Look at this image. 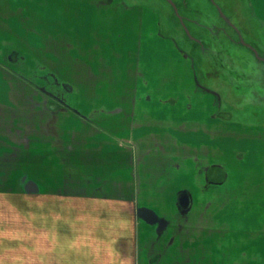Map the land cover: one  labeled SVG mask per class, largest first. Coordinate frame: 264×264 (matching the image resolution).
I'll use <instances>...</instances> for the list:
<instances>
[{
    "label": "crops",
    "instance_id": "crops-1",
    "mask_svg": "<svg viewBox=\"0 0 264 264\" xmlns=\"http://www.w3.org/2000/svg\"><path fill=\"white\" fill-rule=\"evenodd\" d=\"M244 2L264 20V0ZM162 29L156 11L132 0H0L1 130L23 131L35 144L48 130L52 140L39 142L57 149L38 155V170L56 189L31 181L26 190L31 264H161L177 236L163 219L183 218L196 200L215 202L242 184L264 199V126L217 117L222 99L201 85L197 57ZM14 53L19 64L9 62ZM45 59H66L67 70ZM45 74L71 91L41 86ZM66 143V170L79 171L81 181L61 173ZM181 192L187 207L178 203ZM140 193L160 208L142 204ZM15 196L0 194V264L26 258ZM139 219L154 232L145 235ZM223 231L229 258L264 264V228H239L240 240Z\"/></svg>",
    "mask_w": 264,
    "mask_h": 264
},
{
    "label": "rangeland",
    "instance_id": "rangeland-1",
    "mask_svg": "<svg viewBox=\"0 0 264 264\" xmlns=\"http://www.w3.org/2000/svg\"><path fill=\"white\" fill-rule=\"evenodd\" d=\"M132 1L149 5L156 11L162 21L163 33L177 36L183 47L197 57L201 85L210 87L221 96L222 109L217 113V117L226 115L231 123L264 126V20L258 21L250 16L244 0ZM45 61L59 68L60 72H64L63 69L68 66V63H65L66 59H59L56 63L51 62L50 59ZM58 105L56 103V106ZM49 133L52 132L44 130L39 140L42 143H46L48 138L52 140L53 135ZM23 134V131L16 134L6 131L4 127L1 130L0 127V194L14 193V196L21 194L15 196L19 199L17 204L21 211L19 212V227H22L19 233L21 244L19 255L26 258L24 263L19 264H31V228H27V222L31 223V193L26 190L31 181L37 186L45 183V185L50 184V188L56 189V183L52 180L50 183L44 174L47 172L38 170L40 166L38 155L43 149L47 153L57 149L44 148L45 144L43 145L39 140H36L37 144H35L33 143L35 139H23ZM60 143L61 140L57 144ZM34 145L37 149L36 156L33 155L34 149L31 147ZM77 146L74 145V147ZM59 150L61 171L63 170L61 173H65L64 177L69 178V182L72 179L82 180L76 169L77 173L71 169L66 170L69 162L68 157H63V153L66 154L65 151L68 150L67 143ZM77 165L80 163H76L73 167ZM54 172L52 175L54 174L61 185L60 182L63 181L61 176ZM234 182L235 180L232 181ZM243 186L244 184L242 188L235 187V194L228 196L227 193L231 191V187L215 202L207 198L196 200L189 214L183 218L173 215L170 219H163L169 220L168 228H177L175 231L177 236L173 235L175 239L167 240V247L172 248L164 251L166 257L161 264H257L256 258L252 256V258H240L237 253L236 257L229 258L225 250L226 244L224 245V228L231 229L232 238L238 240L241 237L234 233H237L235 230L239 228H264V199H261L259 194H252V189L247 186L244 190ZM141 194L142 204L147 203L145 205L160 208V203L154 200L155 197L150 202H146L147 195ZM224 205L226 210L222 208ZM139 220L145 235L154 232L152 224L143 222V219ZM212 226L216 227L215 235ZM242 238L246 240L245 236ZM142 241L144 244V240ZM145 243L153 250V242L150 239ZM143 250H145L144 253L147 251L153 253L152 250H146L144 247ZM142 264H146V260Z\"/></svg>",
    "mask_w": 264,
    "mask_h": 264
},
{
    "label": "flooded vegetation",
    "instance_id": "flooded-vegetation-1",
    "mask_svg": "<svg viewBox=\"0 0 264 264\" xmlns=\"http://www.w3.org/2000/svg\"><path fill=\"white\" fill-rule=\"evenodd\" d=\"M15 55V53L13 54V56ZM9 62H15L17 64H19V56L16 54V57L14 56V58L11 56H9ZM36 75H30V77H35ZM42 80V85H44V87H48L49 89H53V86L58 85L60 87V89L65 90L66 92H70L71 90L69 89V87L65 84L62 83L61 81H59L55 76H53L52 74H45L42 75L41 78ZM63 92V91H62ZM60 93V92H59ZM204 169H206L207 167H203ZM203 172V171H202ZM201 172V174H202ZM178 203L180 206L182 207H187L188 203H189V195L187 194V192H181L178 195Z\"/></svg>",
    "mask_w": 264,
    "mask_h": 264
},
{
    "label": "water",
    "instance_id": "water-1",
    "mask_svg": "<svg viewBox=\"0 0 264 264\" xmlns=\"http://www.w3.org/2000/svg\"><path fill=\"white\" fill-rule=\"evenodd\" d=\"M186 33L188 34V31H186Z\"/></svg>",
    "mask_w": 264,
    "mask_h": 264
}]
</instances>
